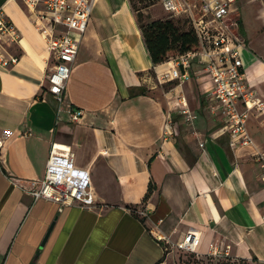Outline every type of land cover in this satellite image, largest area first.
I'll return each instance as SVG.
<instances>
[{
  "label": "crops",
  "instance_id": "0c3cea01",
  "mask_svg": "<svg viewBox=\"0 0 264 264\" xmlns=\"http://www.w3.org/2000/svg\"><path fill=\"white\" fill-rule=\"evenodd\" d=\"M0 9L20 34L0 43V264H168L171 246L189 231L200 236L199 255L211 243L229 244L230 256L264 264L260 163L252 147L230 146L220 108L209 107L208 75L163 82L171 88L159 95L151 73L168 62L152 63L130 1L98 0L59 112L46 89L45 38L20 0H0ZM243 60L264 103V51L247 43ZM71 108L84 110L78 121ZM247 126L264 150L263 114L252 110ZM53 142L71 145L76 165L89 169L94 207L59 210L11 182L44 178Z\"/></svg>",
  "mask_w": 264,
  "mask_h": 264
},
{
  "label": "built area",
  "instance_id": "2783aa9c",
  "mask_svg": "<svg viewBox=\"0 0 264 264\" xmlns=\"http://www.w3.org/2000/svg\"><path fill=\"white\" fill-rule=\"evenodd\" d=\"M20 1L35 28L46 40L52 63L45 77L46 89L58 102L60 112L72 65L98 0ZM236 2L237 0H161L165 11L188 18L197 36L198 48L169 59L168 67L157 71L156 78L160 83H183L193 76L208 75L211 87L207 98L211 102V111L220 108L230 146L253 148L252 154L260 163L261 178L264 180V150L257 149L247 126L252 110L260 111L264 121V103L257 98L255 90L248 83L243 60L247 43L239 17L234 15ZM19 38L18 29L0 9V43L2 40L15 42ZM1 61L4 64L9 61L15 63L18 57L2 58ZM179 104L185 122L192 124L195 115L185 96H180ZM68 112L72 121H78L84 114L81 108H71ZM170 124L169 120L166 134L172 133ZM5 143L0 137V167L4 165ZM76 157L77 153L71 145L53 142L44 178L30 179L27 185H22L17 178L11 176V182L20 185L35 199L42 198L56 203L59 210L74 204L94 207L96 203L90 171L78 167ZM130 210L134 211L133 208ZM157 239L166 240L161 236H157ZM199 242V234L189 231L181 242L171 247L199 254ZM230 249L229 244L211 243L206 255L227 257L230 256Z\"/></svg>",
  "mask_w": 264,
  "mask_h": 264
},
{
  "label": "rangeland",
  "instance_id": "374dc122",
  "mask_svg": "<svg viewBox=\"0 0 264 264\" xmlns=\"http://www.w3.org/2000/svg\"><path fill=\"white\" fill-rule=\"evenodd\" d=\"M136 19L141 23H147L154 19L168 18L167 13L162 7L161 0H129ZM235 16L239 17L245 29V37L249 47L257 52L264 51V1L263 0H237L235 3ZM182 25V24H181ZM183 26V25H182ZM153 85L159 95L171 88L168 83H160L156 74L151 73ZM64 116V113H62ZM77 123V122H76ZM89 149V147L87 148ZM168 264H259L252 260L241 258H230L228 260H217L207 257V255H198L189 251L171 248Z\"/></svg>",
  "mask_w": 264,
  "mask_h": 264
},
{
  "label": "trees",
  "instance_id": "16d2710c",
  "mask_svg": "<svg viewBox=\"0 0 264 264\" xmlns=\"http://www.w3.org/2000/svg\"><path fill=\"white\" fill-rule=\"evenodd\" d=\"M137 23L145 47L152 63L155 65L198 48L197 36L186 17L175 16L174 14L169 13L168 18L154 19L147 23H141L137 18ZM240 27L242 32H244L241 20ZM139 91L140 92L138 93H145L147 90L146 88H141ZM207 257L217 260L235 258L234 256L215 257L209 255H207ZM252 261L257 262L256 260Z\"/></svg>",
  "mask_w": 264,
  "mask_h": 264
}]
</instances>
